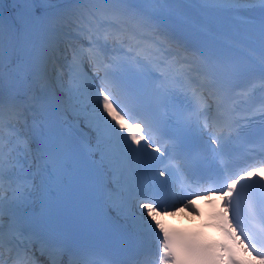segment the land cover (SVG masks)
Instances as JSON below:
<instances>
[{
    "label": "snow or ice",
    "instance_id": "obj_1",
    "mask_svg": "<svg viewBox=\"0 0 264 264\" xmlns=\"http://www.w3.org/2000/svg\"><path fill=\"white\" fill-rule=\"evenodd\" d=\"M12 2L19 5L14 20L6 22L0 8V264H155L157 254L159 264H264V176L257 173L264 158L231 174L225 165L204 187L195 158L174 151L176 137L167 132L172 117L156 111L183 96L191 110L180 113V121L208 132L210 150L227 155L249 126L235 115L239 104L254 96L255 80L264 90V0ZM185 4L190 12L180 7ZM158 14H182L206 34L221 19L242 39L248 37L240 29L254 30L259 56L248 67L217 68L165 31ZM6 33L9 49L15 34H24L20 57L6 55ZM244 73L254 75L251 87L236 91L234 81ZM6 77L23 95L5 97ZM256 111L264 118V100ZM81 125L94 140H78ZM85 173L93 177L96 209L154 238L158 253L115 261L31 225L25 210L34 197L60 205ZM169 192L186 200L218 193L221 210L213 226L223 240L205 243L169 230L162 219L170 205L161 199ZM183 207L191 208V200Z\"/></svg>",
    "mask_w": 264,
    "mask_h": 264
},
{
    "label": "bare ground",
    "instance_id": "obj_2",
    "mask_svg": "<svg viewBox=\"0 0 264 264\" xmlns=\"http://www.w3.org/2000/svg\"><path fill=\"white\" fill-rule=\"evenodd\" d=\"M19 5H16L12 2V0H3L2 5H0V8H2L4 17L6 22L9 19H15L16 17V11L18 9ZM182 8V10L184 12H190V6L189 5H182L180 6ZM159 15V14H158ZM160 15H166V16H174L184 22H186L184 16L182 14H175V15H168V14H160ZM188 23V22H186ZM190 24V23H188ZM191 25V24H190ZM23 41H24V34L23 33H16L15 36L13 37V48L9 49V37L7 35V33L5 34V38H4V47H5V52L6 55L9 54V52H11V54L13 55L14 58H18L20 57L23 53H22V49H23ZM7 63V61H6ZM7 73V69L5 70ZM19 91L21 95H23V90L19 89V88H9L6 90V92L8 93V95L11 92H16ZM172 213H174V215H177L176 212L173 210L171 211ZM183 213L185 214V216L189 213L187 211H183ZM130 223V222H128ZM130 225L132 226V224L130 223ZM132 228H134L132 226ZM134 230L136 231V229L134 228ZM152 241L155 242V239L152 237H149Z\"/></svg>",
    "mask_w": 264,
    "mask_h": 264
}]
</instances>
